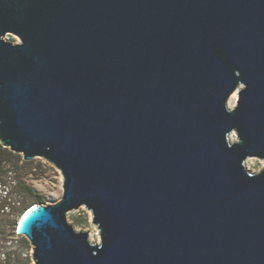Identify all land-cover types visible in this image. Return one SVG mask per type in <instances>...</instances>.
Here are the masks:
<instances>
[{
	"label": "water",
	"instance_id": "water-1",
	"mask_svg": "<svg viewBox=\"0 0 264 264\" xmlns=\"http://www.w3.org/2000/svg\"><path fill=\"white\" fill-rule=\"evenodd\" d=\"M0 144L63 178L34 264H264V0H0Z\"/></svg>",
	"mask_w": 264,
	"mask_h": 264
},
{
	"label": "rangeland",
	"instance_id": "rangeland-1",
	"mask_svg": "<svg viewBox=\"0 0 264 264\" xmlns=\"http://www.w3.org/2000/svg\"><path fill=\"white\" fill-rule=\"evenodd\" d=\"M5 40L11 43L19 42V39L11 34L7 35ZM236 94L235 99H228L227 106L229 109L236 106L238 93ZM236 141L237 135L235 133L234 140H230V142ZM32 161L33 166L30 169L20 167L17 176L22 177L23 181L41 196V204L52 205L56 203L63 194V178L60 171L44 159L35 158ZM245 167L251 173H258L264 168V161L249 158L245 161ZM13 176L14 174L7 172L3 177L4 184H0V264H34L31 244L24 236L18 235L15 230L13 233L11 225L14 220L18 223L20 215L16 216L14 212L18 207V202H21L23 198L25 199V195L17 192L15 180L12 179ZM27 202L29 205L33 204L31 199H27ZM66 219L76 231L87 232L90 242L100 244L97 227L93 225L91 212L86 208L80 207L70 211L67 213Z\"/></svg>",
	"mask_w": 264,
	"mask_h": 264
},
{
	"label": "trees",
	"instance_id": "trees-1",
	"mask_svg": "<svg viewBox=\"0 0 264 264\" xmlns=\"http://www.w3.org/2000/svg\"><path fill=\"white\" fill-rule=\"evenodd\" d=\"M21 164V165H20ZM33 166V161H23L22 157L9 151L7 148H3L0 144V184H4L3 177L7 172L14 174L12 179L15 180V188L18 193L25 195V199L18 202V207L15 210L16 216H21L22 213L30 206L27 199H31L34 203H41V196L28 186L22 179V177L17 176V171L20 167H25V169H30ZM20 218V217H19ZM19 221V220H18ZM16 220L11 222L13 233L15 228ZM17 225V223H16ZM17 227V226H16Z\"/></svg>",
	"mask_w": 264,
	"mask_h": 264
},
{
	"label": "bare ground",
	"instance_id": "bare-ground-1",
	"mask_svg": "<svg viewBox=\"0 0 264 264\" xmlns=\"http://www.w3.org/2000/svg\"><path fill=\"white\" fill-rule=\"evenodd\" d=\"M236 93H237V92H234V93L230 96V100H233V99L236 98V96H237ZM234 136H235V133L232 132V133L230 134V136H229L230 140H234Z\"/></svg>",
	"mask_w": 264,
	"mask_h": 264
}]
</instances>
